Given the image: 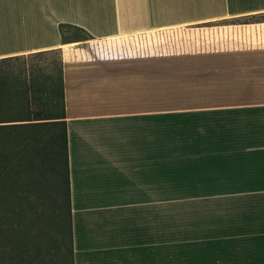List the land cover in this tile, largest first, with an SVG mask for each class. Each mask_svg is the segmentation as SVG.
I'll return each instance as SVG.
<instances>
[{
    "label": "crops",
    "instance_id": "crops-1",
    "mask_svg": "<svg viewBox=\"0 0 264 264\" xmlns=\"http://www.w3.org/2000/svg\"><path fill=\"white\" fill-rule=\"evenodd\" d=\"M53 50L74 264H264V0H0V59Z\"/></svg>",
    "mask_w": 264,
    "mask_h": 264
},
{
    "label": "trees",
    "instance_id": "trees-1",
    "mask_svg": "<svg viewBox=\"0 0 264 264\" xmlns=\"http://www.w3.org/2000/svg\"><path fill=\"white\" fill-rule=\"evenodd\" d=\"M60 28L65 40L91 38L88 31L78 26L63 24ZM71 30L77 36L67 39L66 33ZM49 52L61 50L0 59L2 264L17 257L23 261L19 255L22 250L32 259L36 256V239L40 234L36 230L41 223L45 224L46 231L41 228V236L48 242L49 253L56 240L54 245L61 254L67 245V255L60 264H74L63 61L61 57L57 81L47 67L25 61ZM57 95L63 103V114L48 109V101ZM59 222H62L60 240L55 238Z\"/></svg>",
    "mask_w": 264,
    "mask_h": 264
},
{
    "label": "rangeland",
    "instance_id": "rangeland-1",
    "mask_svg": "<svg viewBox=\"0 0 264 264\" xmlns=\"http://www.w3.org/2000/svg\"><path fill=\"white\" fill-rule=\"evenodd\" d=\"M75 36H77V32L75 31L71 30V31H67L66 33L67 39L72 38V37L74 38ZM61 57H62V54L60 52H49L41 56L30 57L25 61L28 62L29 64H35V65L47 67L49 72L55 74L56 81H57L59 80L58 68L60 66ZM53 101L54 103L52 104ZM48 109H53V110H56L58 113L63 114V103L59 95L54 97L52 100L48 101ZM32 209L30 208V211ZM35 218H36V214H35ZM41 228L43 231H46L45 224L41 223L40 228H37L36 230L38 234L40 233L36 239V243L38 245V247H36V253H37L36 256L38 257V259L36 256H34V258L32 259V257L29 254H27L25 251L22 250V252H20L19 255L20 256L22 255L23 261L21 260L19 261V258L17 257L16 260H13V262L8 259L6 261V264H58V262L60 264L62 260H65L64 257L65 255H67V248H66L67 245H64V252L61 254L57 250V246H55L56 245V240H55V243H54L55 245L53 244L51 246V253H49L48 242L46 241L44 237L41 236V233H42ZM55 232H56L55 238L60 240L61 238L60 232H62V222L58 223L57 230ZM8 239H9V236H8ZM7 242H9V240ZM7 249L9 250L10 247H8ZM69 260L70 259L68 258V261ZM2 262L3 261L1 260L0 264H2Z\"/></svg>",
    "mask_w": 264,
    "mask_h": 264
}]
</instances>
